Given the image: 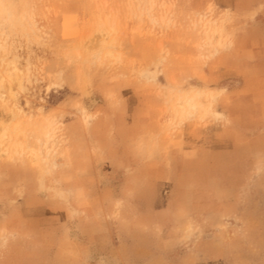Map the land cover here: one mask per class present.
<instances>
[{
	"label": "rangeland",
	"instance_id": "1",
	"mask_svg": "<svg viewBox=\"0 0 264 264\" xmlns=\"http://www.w3.org/2000/svg\"><path fill=\"white\" fill-rule=\"evenodd\" d=\"M0 12V264H264V0Z\"/></svg>",
	"mask_w": 264,
	"mask_h": 264
},
{
	"label": "bare ground",
	"instance_id": "2",
	"mask_svg": "<svg viewBox=\"0 0 264 264\" xmlns=\"http://www.w3.org/2000/svg\"><path fill=\"white\" fill-rule=\"evenodd\" d=\"M99 29L102 32L104 31L103 26H102V28L100 27ZM0 48H2L1 45H0ZM13 70H14V73L16 74L17 73V67L14 66ZM12 75L13 74L11 72L8 73L9 77H12ZM2 83H3V75L0 72V86H2ZM200 92H201L200 90L192 89V90L184 93L183 95L179 96L177 108L175 107L176 108L175 114L177 112L182 118H185L189 115L194 114V112L198 110L199 105H200L196 100V98ZM0 98H2L1 100H3V102H5V103L7 102L5 99H3V96L1 95V93H0ZM208 111H210V110L209 109L206 110V113H208ZM217 114H218V112H217ZM203 115H205V113ZM2 137H3V135L0 136V143H1Z\"/></svg>",
	"mask_w": 264,
	"mask_h": 264
}]
</instances>
